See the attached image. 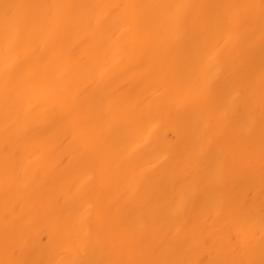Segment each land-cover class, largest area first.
<instances>
[{
  "label": "bare ground",
  "instance_id": "6f19581e",
  "mask_svg": "<svg viewBox=\"0 0 264 264\" xmlns=\"http://www.w3.org/2000/svg\"><path fill=\"white\" fill-rule=\"evenodd\" d=\"M0 264H264V0H0Z\"/></svg>",
  "mask_w": 264,
  "mask_h": 264
}]
</instances>
